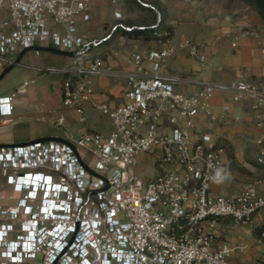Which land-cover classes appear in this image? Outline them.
I'll return each instance as SVG.
<instances>
[{"label":"built area","instance_id":"obj_1","mask_svg":"<svg viewBox=\"0 0 264 264\" xmlns=\"http://www.w3.org/2000/svg\"><path fill=\"white\" fill-rule=\"evenodd\" d=\"M90 7L91 0H0V70L20 65L29 49L72 52L71 63L37 68L61 74L64 109L83 120L89 104L111 124L108 133L89 131L75 140L0 145V264H231L241 246L217 243L218 221L248 225L260 213L257 239L264 244L263 179L237 194L214 192L224 150L207 143L197 127L201 115L214 117L218 90L262 106L264 80L257 84L240 74L182 92L177 85L186 79L161 71L173 53L170 44L135 51L126 58L132 68H114L92 49L119 26H133L119 22L105 36L87 39L82 26L91 19ZM181 46L205 60L192 40ZM105 74L125 76L122 104L97 99L95 77ZM15 95L0 97L2 122L10 120ZM66 118L61 112L57 123ZM258 162L264 165V148ZM147 166L158 169L154 176L144 174Z\"/></svg>","mask_w":264,"mask_h":264},{"label":"crops","instance_id":"obj_2","mask_svg":"<svg viewBox=\"0 0 264 264\" xmlns=\"http://www.w3.org/2000/svg\"><path fill=\"white\" fill-rule=\"evenodd\" d=\"M115 11H121L122 16L117 17ZM90 12L91 19L82 26L87 39L105 36L119 22L133 26L130 31L119 26L91 53L102 55L114 68H132L126 58L135 51L170 44L173 53L161 71L184 77L186 81L177 85L182 92H194L203 80L228 82L240 74L257 84L264 80V56L258 42L261 39L264 44V18L242 0H91ZM186 39L201 48L205 60L181 46ZM74 58L72 52L44 46L27 50L18 65L20 70H0V97L16 92L10 120L2 122L0 114V145L47 137L75 140L89 131H110L109 118L89 104L83 120L75 110L64 109L61 74L37 68L71 63ZM95 84L98 100L111 106L123 103L124 75L98 76ZM211 104L214 117L201 115L197 127L207 143L224 150L225 167L216 173L219 181L212 190L233 195L248 182H264V165L258 162L264 148V126H258L259 121L264 122V104L257 106L249 97L234 101L229 91L220 90ZM61 112L67 117L62 126L57 123ZM261 138L262 144L258 142ZM262 219L260 213L248 225L227 217L218 221L217 243L241 246L235 250L231 264H264V244L258 243V234L252 230L259 228Z\"/></svg>","mask_w":264,"mask_h":264},{"label":"rangeland","instance_id":"obj_3","mask_svg":"<svg viewBox=\"0 0 264 264\" xmlns=\"http://www.w3.org/2000/svg\"><path fill=\"white\" fill-rule=\"evenodd\" d=\"M86 27H88V28L91 27V23H88V24L86 25ZM97 47H99V46H97ZM95 48H96V47H95ZM95 48L92 49V52H93V50H96ZM17 70H20V68L18 67V65L13 66V67L11 68L10 72H15V71H17ZM52 74H55V73H52ZM103 120H104V118H103ZM103 122H104V121H103ZM68 130H69V129H68ZM83 156H84V158H85L86 160H88V161H91V160L93 159V155H92V153L89 152V151L84 152ZM152 160L155 161V160H156V157H154ZM146 168H149V169H148V172H147V173H144V174L147 175V177H148V176H154V175H155L154 173H156V172L158 171V169H156V167H155V168H152V167L147 166ZM249 228H250V227H249ZM252 230H253V232H254V235H255V234H259V228H258V227L253 228ZM257 259H258V258H257ZM262 262H263V260H262Z\"/></svg>","mask_w":264,"mask_h":264},{"label":"trees","instance_id":"obj_4","mask_svg":"<svg viewBox=\"0 0 264 264\" xmlns=\"http://www.w3.org/2000/svg\"><path fill=\"white\" fill-rule=\"evenodd\" d=\"M242 1L251 5L255 10L258 11L260 16L264 18V0H242Z\"/></svg>","mask_w":264,"mask_h":264},{"label":"water","instance_id":"obj_5","mask_svg":"<svg viewBox=\"0 0 264 264\" xmlns=\"http://www.w3.org/2000/svg\"><path fill=\"white\" fill-rule=\"evenodd\" d=\"M6 71V70H5Z\"/></svg>","mask_w":264,"mask_h":264}]
</instances>
